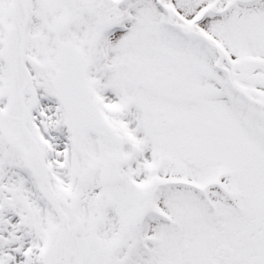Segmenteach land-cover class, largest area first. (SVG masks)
<instances>
[{"label":"snow or ice","instance_id":"6c2138e0","mask_svg":"<svg viewBox=\"0 0 264 264\" xmlns=\"http://www.w3.org/2000/svg\"><path fill=\"white\" fill-rule=\"evenodd\" d=\"M0 264H264V0H0Z\"/></svg>","mask_w":264,"mask_h":264}]
</instances>
